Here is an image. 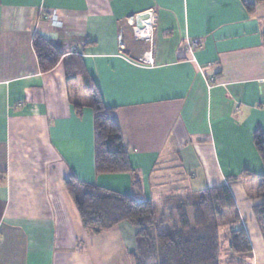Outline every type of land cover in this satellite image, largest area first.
<instances>
[{"label":"crops","instance_id":"0c3cea01","mask_svg":"<svg viewBox=\"0 0 264 264\" xmlns=\"http://www.w3.org/2000/svg\"><path fill=\"white\" fill-rule=\"evenodd\" d=\"M147 10L152 45L128 23ZM263 32L264 0H0V264L131 262L135 228L86 229L65 186L72 174L158 203L237 176L241 220L227 239L244 227L252 251L229 246L220 262L264 264L258 185L247 189L264 173L254 143L255 130L264 133ZM35 34L63 57L81 55L114 108L133 171L96 172L83 80L67 79L62 61L42 72ZM193 38L200 45L190 51Z\"/></svg>","mask_w":264,"mask_h":264},{"label":"trees","instance_id":"16d2710c","mask_svg":"<svg viewBox=\"0 0 264 264\" xmlns=\"http://www.w3.org/2000/svg\"><path fill=\"white\" fill-rule=\"evenodd\" d=\"M262 36L264 39V32ZM32 43L42 72L62 61L67 79L80 76L83 80L94 117L96 172L133 171L114 108L104 103L81 55L72 53L63 57L62 50L40 34L34 35ZM254 143L264 164V133L260 128L254 132ZM245 176L254 174L245 172ZM257 177L260 202L254 205V214L264 230V173ZM238 180L239 177L231 176L230 184L169 197L163 203L86 183L73 174L65 180V186L86 229L100 233L125 221L135 228L134 249L129 252L131 264H221L220 227L236 225L241 220L231 190V184ZM228 241L233 255L252 251L244 227L232 228Z\"/></svg>","mask_w":264,"mask_h":264},{"label":"built area","instance_id":"2783aa9c","mask_svg":"<svg viewBox=\"0 0 264 264\" xmlns=\"http://www.w3.org/2000/svg\"><path fill=\"white\" fill-rule=\"evenodd\" d=\"M148 17V21H150L149 25L151 26V20H152V17H153V12L152 10H147L146 12H143V13H139V14H136L134 16H130L128 18V23L133 26V29H134V32H135V35L139 38H142L146 41H148L151 45L153 44V38L150 36V34L148 33V35H145L143 34V32H139L137 30V28H139V23H140V20L143 19V17ZM48 20L50 22H52V24L54 25H57L59 24L58 22V18H57V15L55 14V12L53 14H51L49 17L47 16ZM145 28V27H144ZM200 45V41L198 38H193V39H190L188 41V47H189V50L190 51H193L194 49L198 48Z\"/></svg>","mask_w":264,"mask_h":264},{"label":"rangeland","instance_id":"374dc122","mask_svg":"<svg viewBox=\"0 0 264 264\" xmlns=\"http://www.w3.org/2000/svg\"><path fill=\"white\" fill-rule=\"evenodd\" d=\"M147 29L149 28L148 24L145 26ZM247 182H249V184H247V189L249 194L251 193H257V185L259 183V180L257 181H253V180H248ZM227 225H223L220 227V245H221V252L222 254V258L225 255V252H227V250L229 249V244H228V239H227V230H228V226ZM126 264H131V262L126 261ZM222 264H231L230 261L227 259L226 261L222 260Z\"/></svg>","mask_w":264,"mask_h":264},{"label":"bare ground","instance_id":"6f19581e","mask_svg":"<svg viewBox=\"0 0 264 264\" xmlns=\"http://www.w3.org/2000/svg\"><path fill=\"white\" fill-rule=\"evenodd\" d=\"M148 19H149L148 17H145V16H144L143 19L140 20L139 28H137V30H138L139 32H141V31L144 29L145 25L148 24V26H150V25H149L150 21H148ZM145 30L147 31V33H148V31H150L149 28H148V29H145Z\"/></svg>","mask_w":264,"mask_h":264}]
</instances>
